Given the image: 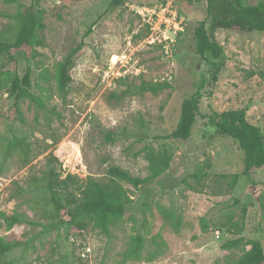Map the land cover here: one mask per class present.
<instances>
[{"label": "rangeland", "instance_id": "1", "mask_svg": "<svg viewBox=\"0 0 264 264\" xmlns=\"http://www.w3.org/2000/svg\"><path fill=\"white\" fill-rule=\"evenodd\" d=\"M20 1L28 6L33 0ZM113 1L41 0L45 44L31 66L33 93L44 97L45 109L22 104L26 124L16 128L30 136L33 152L29 159L16 154L0 174V213L24 214L42 225L7 229L0 219V236L29 244L25 253H15H24L27 264H233L249 250L248 241L264 245V171H253L251 180L242 176L238 145L216 136L206 119L198 121L189 141L165 137L175 130L184 99L197 92L204 116L246 110L248 120L264 131V33L218 31L226 69L214 81L194 42L206 3L188 13L183 0H127L119 8ZM162 2H173L186 19L170 55L149 45V27L136 13ZM18 10L0 0L1 36L13 32L11 20L2 15ZM76 42H84V48L67 93L61 94L56 71ZM19 67L26 68L22 58ZM123 78L166 81L172 87L159 95L116 99L126 90ZM10 106L8 90L1 89L0 138L9 131L4 113ZM152 151L172 154L170 169L140 189L118 182L133 202L108 234L92 225L84 231L60 225L47 214L51 205L34 198V183L45 182L50 167L72 176L69 190L79 194L91 179L109 183L111 167L149 176L146 155ZM201 169L206 175L197 180ZM236 174L241 177L234 186ZM239 229L243 245L225 249L239 238L234 234ZM137 238L142 239L139 251Z\"/></svg>", "mask_w": 264, "mask_h": 264}, {"label": "trees", "instance_id": "2", "mask_svg": "<svg viewBox=\"0 0 264 264\" xmlns=\"http://www.w3.org/2000/svg\"><path fill=\"white\" fill-rule=\"evenodd\" d=\"M3 2L19 10L2 15L11 20L13 32L10 37L0 35V90H8L11 104L9 110L4 113L5 120L9 123V131L0 138L2 149L0 174L8 170V164L16 154L23 153L24 157L29 159L33 152L30 136L16 128L17 124H26L22 104L29 101L38 108L45 109L44 97L33 93L34 82L31 66L36 60L38 49L45 44L42 36V31L45 29V18L40 6L41 0H33L28 6L23 5L20 0H3ZM126 2L127 0H114L112 7H122ZM183 2L188 13L200 3H206V19L195 28L194 42L200 60L212 67L214 81H217L219 75L226 69V49L217 39L218 31H237L245 34L264 33V0H260L255 5L250 4L248 0H183ZM83 48L84 42H76L58 65L55 79L61 94L67 93L73 80L71 72ZM20 58L26 63L23 71L19 67ZM120 81L126 86V90L121 95H114L116 99L136 93L159 95L172 87L166 81L142 80L138 83L136 78H123ZM201 100L200 92L184 99L178 124L165 139L189 141L198 121L206 119L216 136L230 139L238 145L243 154L242 176L251 180L253 171H264V131L248 120L247 111L229 110L206 117L201 112ZM15 128L19 132H16ZM172 159V154L168 151H152L146 155L149 163V176L134 177L122 168L111 167L109 183L91 179L84 188H81L79 194L69 190L74 180L72 176L66 175L63 170L56 167H50L46 181L34 183V188L32 187L35 193L34 198L37 201L44 199L45 207L51 205V211L49 210L47 214L60 225L74 228L77 231L87 230L92 225L93 228L108 234L111 226L125 218L127 207L133 202L131 196L118 182H126L140 189L148 182L163 176L170 169ZM205 175L201 169L194 177L201 180V177ZM240 177L239 174L233 176L234 186ZM0 219L3 220L7 229L22 225H42L24 214L0 213ZM242 232V229L234 232L239 238L227 242L224 248L231 250L243 245ZM141 243L142 239L137 238L138 251ZM247 246L249 250L233 264H264L263 243L252 240L247 242ZM28 248L29 244L16 236L10 239L0 236L1 264H27L24 253ZM18 249H22L24 253L15 256Z\"/></svg>", "mask_w": 264, "mask_h": 264}, {"label": "built area", "instance_id": "3", "mask_svg": "<svg viewBox=\"0 0 264 264\" xmlns=\"http://www.w3.org/2000/svg\"><path fill=\"white\" fill-rule=\"evenodd\" d=\"M136 13L149 27V45H160L169 54L170 48L176 44L177 36L185 30L186 19L177 6L173 2H162L137 8Z\"/></svg>", "mask_w": 264, "mask_h": 264}, {"label": "bare ground", "instance_id": "4", "mask_svg": "<svg viewBox=\"0 0 264 264\" xmlns=\"http://www.w3.org/2000/svg\"><path fill=\"white\" fill-rule=\"evenodd\" d=\"M117 59H118V58H117L116 56H114V57H113V63H116Z\"/></svg>", "mask_w": 264, "mask_h": 264}]
</instances>
